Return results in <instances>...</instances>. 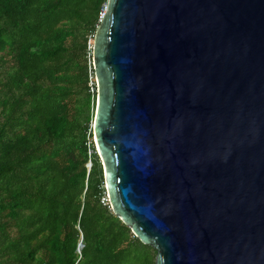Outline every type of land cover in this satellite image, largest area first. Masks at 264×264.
Wrapping results in <instances>:
<instances>
[{
	"label": "water",
	"instance_id": "obj_1",
	"mask_svg": "<svg viewBox=\"0 0 264 264\" xmlns=\"http://www.w3.org/2000/svg\"><path fill=\"white\" fill-rule=\"evenodd\" d=\"M107 5L93 142L113 214L155 264H264V0Z\"/></svg>",
	"mask_w": 264,
	"mask_h": 264
},
{
	"label": "trees",
	"instance_id": "obj_2",
	"mask_svg": "<svg viewBox=\"0 0 264 264\" xmlns=\"http://www.w3.org/2000/svg\"><path fill=\"white\" fill-rule=\"evenodd\" d=\"M106 2L0 0V264L156 263L113 214L93 142Z\"/></svg>",
	"mask_w": 264,
	"mask_h": 264
},
{
	"label": "built area",
	"instance_id": "obj_3",
	"mask_svg": "<svg viewBox=\"0 0 264 264\" xmlns=\"http://www.w3.org/2000/svg\"><path fill=\"white\" fill-rule=\"evenodd\" d=\"M108 2V0H107ZM107 2L105 4V6L103 7L102 12L100 13V19H99V24L101 23L106 11H107ZM92 61V60H91ZM88 81H89V86H90V92L92 95H96L97 97V85H96V78H95V73H94V69H93V65L92 62L89 65V70H88ZM92 134H93V125H92Z\"/></svg>",
	"mask_w": 264,
	"mask_h": 264
},
{
	"label": "rangeland",
	"instance_id": "obj_4",
	"mask_svg": "<svg viewBox=\"0 0 264 264\" xmlns=\"http://www.w3.org/2000/svg\"><path fill=\"white\" fill-rule=\"evenodd\" d=\"M95 107H96V105H95ZM95 111H96V110L94 109V114H95ZM102 166H103V165H102ZM103 170H104V169H103ZM107 196H108V195H107ZM154 255H155V259H156V252H155Z\"/></svg>",
	"mask_w": 264,
	"mask_h": 264
}]
</instances>
